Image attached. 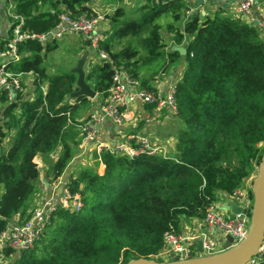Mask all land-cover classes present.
I'll return each mask as SVG.
<instances>
[{
	"label": "trees",
	"instance_id": "trees-1",
	"mask_svg": "<svg viewBox=\"0 0 264 264\" xmlns=\"http://www.w3.org/2000/svg\"><path fill=\"white\" fill-rule=\"evenodd\" d=\"M91 1L11 0L14 15L23 19L21 32L33 37L17 42L20 58L7 68L35 77L32 91L22 85L13 99L0 92V234L10 221L22 223L35 210L36 155L48 161L55 154V160L47 162L46 175L51 179L63 173L80 143L76 123L94 102H105L113 65L142 86L154 88L153 80L183 60L175 83L173 116L179 127L173 153L135 157L94 153L93 162L68 181L72 191L80 193L82 209L56 211L30 248L5 252V264H124L140 257L155 259L166 233L178 235L183 220L202 219L218 192L231 195L251 180L261 158L264 40L254 25L221 5L184 19L183 0H146L135 9L139 13L130 16L120 4L125 0H116L113 13L106 15L107 35L99 41L111 63L96 60L84 72L95 100L80 95L64 101L78 89L72 68L86 40H77L70 53L73 64L57 66L51 73L46 62L61 42L49 38L41 43L37 37L53 30L61 13L73 18L93 14ZM163 17L168 19L162 24ZM16 23L9 19L0 51L7 48ZM162 31L170 35V43ZM173 46H183L185 54ZM99 162L104 164L102 174L97 172ZM257 264H264V259Z\"/></svg>",
	"mask_w": 264,
	"mask_h": 264
},
{
	"label": "built area",
	"instance_id": "built-area-1",
	"mask_svg": "<svg viewBox=\"0 0 264 264\" xmlns=\"http://www.w3.org/2000/svg\"><path fill=\"white\" fill-rule=\"evenodd\" d=\"M154 3L162 0H152ZM204 2L208 8L222 7L224 0H183L186 5L184 19L191 16L195 11L201 15L205 9H198V2ZM256 0H230V3L223 7L233 16L239 17L247 23L254 25L264 40V7L255 13L253 8ZM11 0H4L3 16L15 19L17 23L12 27V37L7 43V48L0 51V92H5L8 99H13L16 91H22L21 73L10 71L7 66L19 60L20 55L16 52V44L30 36L27 32H21L22 17L13 13ZM113 6H105L100 13L93 12L91 15H82L78 18L71 17L68 13H61L59 21L51 33V38L62 39L65 36L79 35L87 41L89 49L94 51L97 60L110 62L109 57L99 47V41L103 40L107 33V14H112ZM6 29L0 27V37L4 36ZM47 33V34H48ZM47 34H42L37 39L42 43L47 40ZM112 85L105 102L94 105L85 118L79 119L76 126L80 131V153L91 150L96 155L102 151L111 154H119L127 157H135L139 154L166 155L161 145L154 143L148 137L138 133H127L117 141H104L100 133L104 122L121 124L133 119V107L135 103L149 104L155 111L164 109L174 114L177 110L175 102V83H169L165 88H147L141 85L138 79L130 77L122 68L112 66ZM44 90V88H42ZM153 115L142 116L144 122L152 119ZM50 160H55V154L49 155ZM98 174L104 172V164L98 163ZM60 177V176H59ZM56 178L50 183L49 190L41 185V193L35 210L24 222L19 223L17 219L10 221L4 231L0 234V264L8 262L5 252L11 250L18 252L30 248L37 241L49 224L56 211L64 209L68 211H80L83 201L78 191H72L70 183ZM249 183L234 190L231 195H226V208L220 210L211 204L202 220L203 231L184 232L178 235L166 233L162 249L153 255L156 260H182L202 254H213L225 248L226 239L221 234L230 235L232 244L237 243L246 233L251 209L250 179ZM246 181V182H247ZM245 182V183H246ZM249 184V185H248ZM233 200L240 208L237 213H231L228 207L229 201ZM221 239L218 240L217 237ZM224 236V237H225ZM201 241V250H198L196 240ZM201 251V252H200ZM264 259V241L259 248V253L252 257L247 264H257Z\"/></svg>",
	"mask_w": 264,
	"mask_h": 264
},
{
	"label": "crops",
	"instance_id": "crops-1",
	"mask_svg": "<svg viewBox=\"0 0 264 264\" xmlns=\"http://www.w3.org/2000/svg\"><path fill=\"white\" fill-rule=\"evenodd\" d=\"M96 1L97 0H92L91 2H96ZM91 2H90V6L94 8L96 4H93ZM103 3H105L104 0H103ZM228 3H230V0H224V2L221 3L222 7H225L226 5H228ZM2 5H3V0H0V27L4 30L7 27L8 20L2 15ZM263 7H264V2L261 4H258L256 1L253 11L257 13ZM198 9L199 10L205 9L208 11L210 10L207 7V4L201 1L198 2ZM74 36H75V39H71V37H74ZM65 37H68V36H65ZM78 37L81 38V36L79 35L69 36L68 38H69V41L71 40L76 41L78 40ZM78 57H79L78 62L75 63L72 69L75 70L79 66L83 74L91 67L93 62L97 60L94 51L89 49L87 45ZM182 70H183V60H181L180 63L176 67L170 68L165 74L161 75L159 79L153 80L152 81L153 87H161L164 89L167 84L172 83L173 81H177L180 78ZM22 77H23V74L21 76V80H22ZM30 85H31V82H30ZM42 88L45 89V86ZM95 97H96V94L94 97L90 99L94 101ZM97 103L98 102H94V105H96ZM91 110L84 112L82 117H80L79 119L85 118L87 113ZM133 110H134L133 119L128 122H123L121 124H113V123H110L109 121L104 122L101 127V133H100L102 140L117 141V140L122 139L124 135H126L127 133H130V132L138 133V134L148 137L154 143L161 145L166 155L172 154L173 149H174L175 136H176V132L179 126L173 114L167 112L164 109L155 111L153 106L149 104L139 103V102L135 103ZM146 115H153V117L150 121L144 122L141 117L146 116ZM12 132L13 131H11L10 134H12ZM7 139L8 137L5 139L4 143L2 144V147L4 149L7 143ZM93 155H94V152L91 150L85 151L84 153H80V144H78V147L74 151V154L70 162L68 163V165L66 166V168L64 169L63 173L60 175L59 178L63 181H69L70 176L75 171L79 170L81 167L87 164H90L91 161L94 160ZM49 159L50 157H48V161ZM48 161H45L41 155H36L34 157V162L37 164V168L39 170L38 181L40 182V187L43 184L46 187H48V190H49L50 183L53 180L51 179V176L46 175ZM247 183H249V181H247L245 184ZM35 199L36 200L34 202L37 201V198ZM226 203L227 201L225 199V194L222 192L220 193L218 192V199L213 204V206L224 211V209L226 208ZM228 207H229V203H228ZM203 228H204V225H203L202 219L191 218V219L182 221L180 233L196 232V231L202 232ZM224 236H225L224 234H221V237L226 239V236L225 237ZM217 239L220 240L221 238L218 236ZM195 244L196 243H194V245Z\"/></svg>",
	"mask_w": 264,
	"mask_h": 264
},
{
	"label": "water",
	"instance_id": "water-1",
	"mask_svg": "<svg viewBox=\"0 0 264 264\" xmlns=\"http://www.w3.org/2000/svg\"><path fill=\"white\" fill-rule=\"evenodd\" d=\"M258 4L264 0H256ZM52 34L48 33L47 38H51ZM181 55L185 54L183 46H173ZM78 74V89L69 94L64 101H70L73 97L86 95L89 98L95 96V92L91 90L89 85L84 81V74L78 66L75 70ZM261 144V143H259ZM258 144V145H259ZM261 158L259 160L257 170L250 183V219L244 236L235 244H232L230 235H226L225 248L222 251L213 254H202L182 260L159 261L156 259L136 258L127 261L124 264H247L252 257L259 253V248L264 241V147ZM231 213H237L240 208L231 200L229 202ZM198 250H201V241L196 240ZM201 252V251H200Z\"/></svg>",
	"mask_w": 264,
	"mask_h": 264
},
{
	"label": "rangeland",
	"instance_id": "rangeland-1",
	"mask_svg": "<svg viewBox=\"0 0 264 264\" xmlns=\"http://www.w3.org/2000/svg\"><path fill=\"white\" fill-rule=\"evenodd\" d=\"M101 1L97 0L96 2H91L93 4H96L94 6V8H92L90 6V3H89V7L92 9L93 12L99 11L100 13H103L102 11L105 9V6L108 8V6H113L114 7L117 4L116 0H108V1L104 0L105 3H103V0H101ZM145 2H146V0H125V1L121 2L120 4L124 7L125 15L130 16V15H132V13L135 14L136 13L135 9L137 7H139L141 4L145 3ZM3 4H4V1H3ZM2 12H3V5H2ZM138 13L139 12H137L136 14H138ZM2 15H3V13H2ZM167 19H168L167 17H163V18L160 19V22L163 24V23H165V21ZM162 35L164 37V40L167 43H170V40H169L170 39V35L167 34L164 31H162ZM71 39H75V36L71 37ZM79 39H80V37H78V40ZM58 40L61 42V44L59 46L60 50L57 49L56 51L51 53L49 55V59L46 62L47 67H48V71L51 72V73L57 70V66H58V68L59 67H68L69 65H71V64H73L75 62L74 57H72L70 53L72 51L76 50L77 40L76 41L75 40L69 41L68 37H64L63 39H58ZM69 54H70V56H69ZM144 75L147 77V76H149V73H144ZM34 77H35V75L32 74V73L23 74V77H22L23 88L26 87L27 89L32 91L33 87L31 85H32V81L34 80ZM30 82H31V85H30ZM44 91H45V89H44ZM258 147L259 148L264 147V142L259 144ZM91 162H93V161H91ZM255 172L252 173V179H253V177L255 175ZM252 179H251V181H252ZM40 189H41V187H40V182H39L38 183V191L35 194L34 199H33V204L32 205L34 207H36V203H37L38 199L40 198V196L42 195ZM1 191H2V189L0 190V192ZM35 198H37L36 202H34L36 200ZM158 260L163 261L162 259H158Z\"/></svg>",
	"mask_w": 264,
	"mask_h": 264
},
{
	"label": "bare ground",
	"instance_id": "bare-ground-1",
	"mask_svg": "<svg viewBox=\"0 0 264 264\" xmlns=\"http://www.w3.org/2000/svg\"><path fill=\"white\" fill-rule=\"evenodd\" d=\"M193 257H195V256H193Z\"/></svg>",
	"mask_w": 264,
	"mask_h": 264
}]
</instances>
